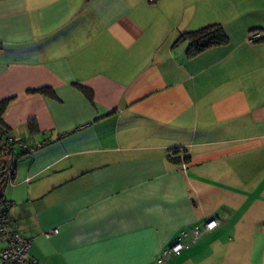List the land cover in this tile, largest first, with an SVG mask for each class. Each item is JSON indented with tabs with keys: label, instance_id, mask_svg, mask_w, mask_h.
<instances>
[{
	"label": "crops",
	"instance_id": "0c3cea01",
	"mask_svg": "<svg viewBox=\"0 0 264 264\" xmlns=\"http://www.w3.org/2000/svg\"><path fill=\"white\" fill-rule=\"evenodd\" d=\"M261 14L248 0H0V149L15 140L0 173L14 157L4 196L32 264H156L227 214L167 264H264ZM216 24L227 46L174 47Z\"/></svg>",
	"mask_w": 264,
	"mask_h": 264
},
{
	"label": "built area",
	"instance_id": "2783aa9c",
	"mask_svg": "<svg viewBox=\"0 0 264 264\" xmlns=\"http://www.w3.org/2000/svg\"><path fill=\"white\" fill-rule=\"evenodd\" d=\"M150 3H155L156 0H149ZM256 37H251V41ZM10 143H15V140L9 137ZM20 143V142H19ZM21 151L24 153H31L35 149L29 148L23 143H20ZM182 159L185 156H181ZM14 170V169H13ZM13 170L8 172V175L13 174ZM229 214L226 217H212L207 220L203 225L194 228L189 232H182L178 241L171 247L167 248L158 258L156 264H167L169 260L174 257L180 256L184 250L193 244H196L206 234L214 232L220 225L227 221ZM59 233L58 230L45 233L47 238H50ZM0 241L6 243V247L1 252V259L5 264H32L28 259V253L31 248L32 241L25 238L16 228L15 223L9 215H0Z\"/></svg>",
	"mask_w": 264,
	"mask_h": 264
},
{
	"label": "trees",
	"instance_id": "16d2710c",
	"mask_svg": "<svg viewBox=\"0 0 264 264\" xmlns=\"http://www.w3.org/2000/svg\"><path fill=\"white\" fill-rule=\"evenodd\" d=\"M229 42H230V38L225 28L219 24H216V25L203 27L196 31L183 33L176 40L174 47L186 44L187 56L189 58H194L201 55L202 53H204L209 49L227 46ZM255 42L264 44V38L259 39ZM8 105H9V101H3L0 103V135L1 136L6 130L2 123V117ZM5 141L6 143L4 147H2L0 150L3 152L8 150L10 155H14V151H13L14 143L9 142V137H7ZM175 154L177 155V153ZM21 155H28V153H24L21 151L19 156ZM176 155L172 161L176 163L178 162L180 163L179 161L180 158L176 157ZM13 160L14 157L11 159L10 162H6L5 167L4 166L2 167L0 173V215H8L11 206V203L5 199L4 191L7 185L9 184V182L13 180L14 177ZM11 170H13V174L9 176L8 172H10Z\"/></svg>",
	"mask_w": 264,
	"mask_h": 264
},
{
	"label": "rangeland",
	"instance_id": "374dc122",
	"mask_svg": "<svg viewBox=\"0 0 264 264\" xmlns=\"http://www.w3.org/2000/svg\"><path fill=\"white\" fill-rule=\"evenodd\" d=\"M249 1V3H251V2H253V5H257V6H259L260 7V9L261 8H263L264 9V1L263 0H248ZM262 15H264V14H261V16ZM250 19H251V23L252 22H254V23H256V21H259V22H262V23H264V18L263 19H257V15L254 17V16H252V17H250ZM255 34H257V32H254V31H252V35H255ZM0 264H1V261H0Z\"/></svg>",
	"mask_w": 264,
	"mask_h": 264
}]
</instances>
